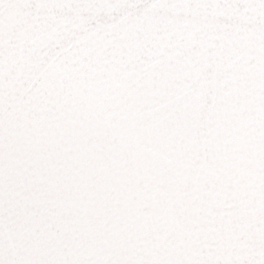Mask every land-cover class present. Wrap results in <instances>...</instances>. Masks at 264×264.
<instances>
[{"label": "snow or ice", "instance_id": "obj_1", "mask_svg": "<svg viewBox=\"0 0 264 264\" xmlns=\"http://www.w3.org/2000/svg\"><path fill=\"white\" fill-rule=\"evenodd\" d=\"M0 264H264V0H0Z\"/></svg>", "mask_w": 264, "mask_h": 264}]
</instances>
